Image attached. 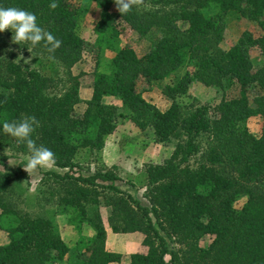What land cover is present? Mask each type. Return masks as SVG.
<instances>
[{
    "label": "trees",
    "instance_id": "1",
    "mask_svg": "<svg viewBox=\"0 0 264 264\" xmlns=\"http://www.w3.org/2000/svg\"><path fill=\"white\" fill-rule=\"evenodd\" d=\"M93 1L100 14L89 41L80 34L83 6L75 0H56L54 9L51 0H0V6L34 12L38 24L61 40L53 52L43 41L35 48L17 43L41 53L48 69L17 60L13 52L0 59V121L35 116L40 124L32 138L55 153L54 165L65 168L43 173L41 183L56 204L43 214L21 209L9 197L20 166L0 169V229L8 236L0 245V264H54L67 258L71 264L120 262V252L105 248L99 196L111 207L113 232L144 235L147 250L130 253V264H264V93L252 95L264 90V0H145L148 8L134 3L123 14L113 12L114 0ZM230 11L246 17L259 32L245 30L223 49L218 43ZM126 27L140 36L153 29L162 34L139 54L130 43H120ZM253 47L263 57L255 67ZM104 49L113 55L106 70H99ZM85 50L95 58L92 94L78 112V75L68 69ZM184 67L193 69L177 76ZM170 76L174 81L163 91L172 101L160 109L143 97L138 81ZM193 80L207 85L230 80L237 94L222 99L212 114L205 104L183 110L175 97ZM108 96L129 112L104 102ZM256 113L263 117L259 135L246 125ZM128 116L140 129L151 127L156 141L172 142L170 155L126 181L110 169L74 172L80 152L100 150L105 136ZM17 150L28 154L23 143L17 142ZM194 155L199 157L192 163ZM123 184L144 187L148 202ZM56 214H63L76 233L73 248L63 239ZM85 224L93 227L92 235L83 233ZM204 235L211 236L206 247L199 243Z\"/></svg>",
    "mask_w": 264,
    "mask_h": 264
},
{
    "label": "rangeland",
    "instance_id": "2",
    "mask_svg": "<svg viewBox=\"0 0 264 264\" xmlns=\"http://www.w3.org/2000/svg\"><path fill=\"white\" fill-rule=\"evenodd\" d=\"M83 6V17L80 24V34L86 40L92 41L95 37L93 26L98 20L100 9L93 0H75ZM139 7L148 8L149 4L145 0H135ZM118 11L116 5L113 6V12ZM209 11V10H208ZM213 11V10H210ZM126 33L121 36V44L130 43L139 53H144L151 44L157 40L162 34L158 29H153L145 35H138L134 30L126 27ZM249 30L258 34V27L240 15L236 11H230L224 17L222 38L218 43V47L227 49L235 43L241 36L242 32ZM13 52L15 59L28 63L30 66L38 67L40 64L46 65L48 60L41 57V53L31 52L29 49L24 50L17 43L12 41V32L5 29L0 32V59H7ZM113 55L109 49L101 52V64L99 70H106V64ZM262 55L257 47L250 49V60L255 67L262 62ZM27 61V62H26ZM95 58L93 53L87 50L83 51L81 57L69 66V71L78 75L79 82V101L75 105V110L81 112L86 107V101L92 94V80ZM48 65L46 69H48ZM63 79L66 78L65 69L62 65L58 66ZM192 67H184L179 70L177 76L184 74L186 71H192ZM175 76L166 77L162 80L147 83L145 80L138 81V88L141 90L143 97L150 103L155 104L160 109L167 108L171 99L164 93L163 89L166 84L172 83ZM264 90L254 91L252 95L262 94ZM237 94V86L230 80H224L221 85H207L199 80H193L187 86L184 93L177 95L175 101L180 104L183 110H190L197 105L205 104L210 107V114L213 113L212 108L224 98H230ZM104 102L113 104L118 107V111L129 112L122 106L121 102L114 96L104 98ZM124 120L118 121L116 128L110 134L105 136V143L98 151L80 152L76 158L78 166L73 169L76 173L84 175L95 172L98 169H110L120 175L125 181L134 179V177L142 172L148 164L161 163L171 153L173 149L172 142H159L155 140L151 127L140 129L130 118L125 117ZM263 117L256 113L247 118L246 125L249 131L255 135H259L262 130ZM204 141V140H203ZM28 154H23L17 150V142L15 138L8 135L0 136V169L6 167L16 168L20 166L18 175L20 178L12 185L11 195L12 202L23 210H29L34 214H43L47 210L54 209L55 197L48 198V189L46 185L41 183V178L46 170H55L59 172L65 171V168L53 165L52 167H38L28 172L23 168ZM199 155H194L191 159L192 163L198 160ZM122 188L128 190L137 197L142 203L148 202L144 196V187L130 188L122 185ZM99 204H97L101 221L106 229L105 248L110 251L120 252L123 257L118 263L110 264H130L129 254L135 251H146L147 246L142 243L144 235L139 231L134 232H113L110 227L109 216L111 207L106 199L99 196ZM243 199L238 203L240 205ZM55 221L59 227L63 239L73 248L77 235L66 223V217L63 214H56ZM107 231L109 236H107ZM83 233L92 235L94 229L91 225L83 226ZM8 241L7 233L0 229V245ZM211 241V236L204 235L200 239V245L206 247ZM74 252V251H72ZM54 264H71V260L64 259Z\"/></svg>",
    "mask_w": 264,
    "mask_h": 264
},
{
    "label": "clouds",
    "instance_id": "3",
    "mask_svg": "<svg viewBox=\"0 0 264 264\" xmlns=\"http://www.w3.org/2000/svg\"><path fill=\"white\" fill-rule=\"evenodd\" d=\"M118 11L123 14L131 10L135 0H114ZM51 8L57 7L56 0H51ZM9 29L12 32V41L18 44H29L35 48L41 41L49 52H53L61 45L52 32L44 29L37 22L34 12L19 7L0 6V32ZM27 62V61H26ZM40 121L32 115H24L19 119L0 121V133L15 138L28 149L24 169L35 170L38 167H52L55 164V153L44 144H37L32 134L39 127Z\"/></svg>",
    "mask_w": 264,
    "mask_h": 264
},
{
    "label": "crops",
    "instance_id": "4",
    "mask_svg": "<svg viewBox=\"0 0 264 264\" xmlns=\"http://www.w3.org/2000/svg\"><path fill=\"white\" fill-rule=\"evenodd\" d=\"M107 236H109V233H108V231H107Z\"/></svg>",
    "mask_w": 264,
    "mask_h": 264
}]
</instances>
